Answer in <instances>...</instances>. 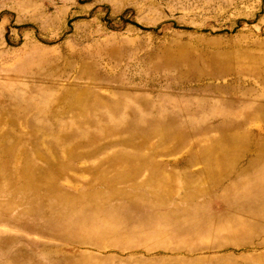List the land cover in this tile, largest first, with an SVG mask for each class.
Returning <instances> with one entry per match:
<instances>
[{
    "label": "rangeland",
    "instance_id": "rangeland-1",
    "mask_svg": "<svg viewBox=\"0 0 264 264\" xmlns=\"http://www.w3.org/2000/svg\"><path fill=\"white\" fill-rule=\"evenodd\" d=\"M0 264H264V0H0Z\"/></svg>",
    "mask_w": 264,
    "mask_h": 264
}]
</instances>
